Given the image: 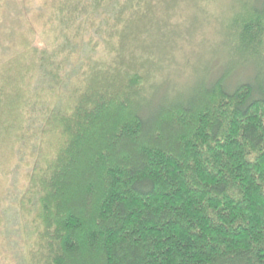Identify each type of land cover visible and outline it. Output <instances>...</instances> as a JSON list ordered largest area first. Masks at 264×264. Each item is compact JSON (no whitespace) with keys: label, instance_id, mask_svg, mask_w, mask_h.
<instances>
[{"label":"trees","instance_id":"obj_1","mask_svg":"<svg viewBox=\"0 0 264 264\" xmlns=\"http://www.w3.org/2000/svg\"><path fill=\"white\" fill-rule=\"evenodd\" d=\"M0 264H264V0H0Z\"/></svg>","mask_w":264,"mask_h":264},{"label":"rangeland","instance_id":"obj_2","mask_svg":"<svg viewBox=\"0 0 264 264\" xmlns=\"http://www.w3.org/2000/svg\"><path fill=\"white\" fill-rule=\"evenodd\" d=\"M224 8H219V13L216 11V18L226 15ZM211 17L208 18L209 21L207 20L205 25L203 23L202 25L215 24L216 18L214 16ZM204 26L195 32L194 29L191 32L183 28L175 32V34H164L162 36L163 39L159 40L157 51L154 52V55L157 59H161L163 68L157 72V76L162 80L172 72L171 82H168L170 88L172 86L175 88L182 87L184 91H188L193 88L199 79L205 78L209 69L222 64L219 57L213 59V55L217 51H223L220 45L221 37L218 35L220 28L218 25L215 28H206L205 35V32H203ZM171 35L173 36L171 37ZM188 66L190 68L187 69ZM241 79L244 80L243 74L236 73L230 83L237 84Z\"/></svg>","mask_w":264,"mask_h":264}]
</instances>
